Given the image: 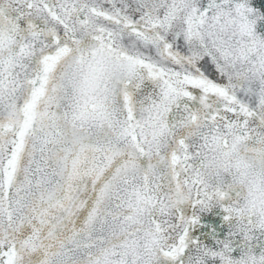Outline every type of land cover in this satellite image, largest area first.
I'll use <instances>...</instances> for the list:
<instances>
[{"label":"snow or ice","instance_id":"1","mask_svg":"<svg viewBox=\"0 0 264 264\" xmlns=\"http://www.w3.org/2000/svg\"><path fill=\"white\" fill-rule=\"evenodd\" d=\"M261 31L264 0H0V264H264Z\"/></svg>","mask_w":264,"mask_h":264},{"label":"water","instance_id":"2","mask_svg":"<svg viewBox=\"0 0 264 264\" xmlns=\"http://www.w3.org/2000/svg\"><path fill=\"white\" fill-rule=\"evenodd\" d=\"M262 38H264V31L259 32ZM191 211V210H189ZM200 222L193 227V236L201 240L203 243L216 246L217 240L229 239V233L233 228L227 222L224 221V213L219 207H214L208 211L199 213ZM234 245L237 246L236 251L233 252V256L239 257V244L240 238H233ZM254 245L255 254L259 255L264 251V233H257L256 239L252 242Z\"/></svg>","mask_w":264,"mask_h":264},{"label":"clouds","instance_id":"3","mask_svg":"<svg viewBox=\"0 0 264 264\" xmlns=\"http://www.w3.org/2000/svg\"><path fill=\"white\" fill-rule=\"evenodd\" d=\"M248 163L246 175L237 177L244 196L243 207L260 215L264 213V160L251 156Z\"/></svg>","mask_w":264,"mask_h":264}]
</instances>
